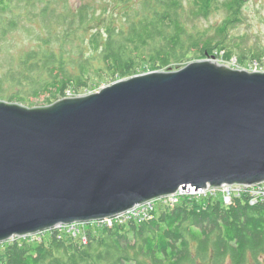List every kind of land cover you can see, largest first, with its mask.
Here are the masks:
<instances>
[{
  "label": "water",
  "instance_id": "1",
  "mask_svg": "<svg viewBox=\"0 0 264 264\" xmlns=\"http://www.w3.org/2000/svg\"><path fill=\"white\" fill-rule=\"evenodd\" d=\"M262 184L264 72L207 59L44 107L0 99V244Z\"/></svg>",
  "mask_w": 264,
  "mask_h": 264
},
{
  "label": "trees",
  "instance_id": "2",
  "mask_svg": "<svg viewBox=\"0 0 264 264\" xmlns=\"http://www.w3.org/2000/svg\"><path fill=\"white\" fill-rule=\"evenodd\" d=\"M190 1L112 0L98 10L88 2L0 0V39L24 22L37 21L45 32L16 65L9 61L4 78L20 91L10 101L44 95L50 105L68 94H88L93 77L111 84L138 75L143 65L151 72L178 70L191 55L261 63L264 50L234 57L240 46L227 36L241 22L246 0H195L199 17L209 18L216 7L225 12L213 32L188 26ZM82 226L85 243L52 230L44 232L48 239L0 244V264H259L264 254V201L249 206L243 197L227 207L184 199L172 208L159 206L141 223Z\"/></svg>",
  "mask_w": 264,
  "mask_h": 264
},
{
  "label": "rangeland",
  "instance_id": "3",
  "mask_svg": "<svg viewBox=\"0 0 264 264\" xmlns=\"http://www.w3.org/2000/svg\"><path fill=\"white\" fill-rule=\"evenodd\" d=\"M70 5L75 7L79 2H88L92 3L95 8L98 10L102 7L103 3H109L112 0H68ZM222 1V0H221ZM191 3L188 5V19L186 20L189 27L196 28L198 30H206L211 29L212 32L215 28L221 25L224 20L226 14L225 12L216 7L214 12L209 16V18L205 19L203 17H199V14L196 11L195 0H191ZM220 6V5H219ZM31 31H29V30ZM29 31V32H28ZM43 34L42 25L39 22H33L32 24H28L24 22V25L10 33L5 39H0V80L2 81L0 84L1 92L0 99L5 102L18 103L27 108L34 107H44L49 105L46 96L41 95L38 98H28V102L20 103L17 101H10V97L19 91V87L16 85H12L13 83L7 81L4 77L7 71L9 70L10 60L14 58L13 65H16V62L20 59L22 55L26 52H29L31 49L38 46L37 35ZM227 36L232 40V43L240 46V50H235V56L238 57L239 54L245 55L248 52L262 54L264 50V0H246L244 7L242 9L241 22L231 27L228 30ZM71 49V48H69ZM213 60L214 58H199V56L191 55L190 58L181 63L179 66L182 68L190 62L199 61V60ZM220 64L226 65L230 68H235L233 64L239 65L240 70L247 71H259L264 72V58L260 62L251 60L250 57L244 60V62L240 65L236 61L237 59L233 58L231 62H224L221 59H214ZM148 66L143 65L140 67L139 74H144L151 72L149 71ZM109 84L106 83L105 80L100 78L93 77L89 84V92H95L101 89L104 86ZM88 92V93H89ZM87 94V91L82 92L81 95ZM264 185V184H263ZM159 202L156 204V207H159ZM43 235V236H42ZM39 235L36 240L48 239L47 234ZM230 264V262H227ZM250 264H254L250 262ZM259 264H264V254L259 255Z\"/></svg>",
  "mask_w": 264,
  "mask_h": 264
},
{
  "label": "built area",
  "instance_id": "4",
  "mask_svg": "<svg viewBox=\"0 0 264 264\" xmlns=\"http://www.w3.org/2000/svg\"><path fill=\"white\" fill-rule=\"evenodd\" d=\"M232 61V60H231ZM230 61V62H231ZM235 68L239 69V65H235ZM67 97H72L68 94ZM241 197L248 203L249 206H255L256 204L264 201V185L246 186V185H224L219 188H206L191 190L180 189L175 194L169 195L165 198L157 201L147 202L143 205L137 206L134 209L128 211L123 215H119L112 219H106L96 224L98 226L111 227L113 224H123L127 221L133 220L141 223L153 218V215L158 207L156 204L159 202V206L172 208L178 205L184 199L203 200L211 199L212 201H218L222 206H230ZM82 225L74 224L70 226H58L53 230L58 232L65 231L73 237H79L83 243L86 242V236L82 230ZM39 235L29 236L37 238ZM17 239V238H16ZM16 239H11L9 242H13Z\"/></svg>",
  "mask_w": 264,
  "mask_h": 264
}]
</instances>
